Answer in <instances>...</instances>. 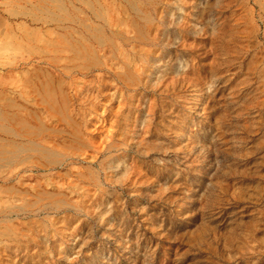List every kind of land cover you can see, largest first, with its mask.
I'll list each match as a JSON object with an SVG mask.
<instances>
[{
	"label": "rangeland",
	"instance_id": "1",
	"mask_svg": "<svg viewBox=\"0 0 264 264\" xmlns=\"http://www.w3.org/2000/svg\"><path fill=\"white\" fill-rule=\"evenodd\" d=\"M0 264H264V0H0Z\"/></svg>",
	"mask_w": 264,
	"mask_h": 264
},
{
	"label": "bare ground",
	"instance_id": "2",
	"mask_svg": "<svg viewBox=\"0 0 264 264\" xmlns=\"http://www.w3.org/2000/svg\"><path fill=\"white\" fill-rule=\"evenodd\" d=\"M58 3H60V0H56ZM90 6V5H89ZM40 19V18H39ZM80 46V45H79ZM9 124V123H8ZM2 148V147H1Z\"/></svg>",
	"mask_w": 264,
	"mask_h": 264
}]
</instances>
